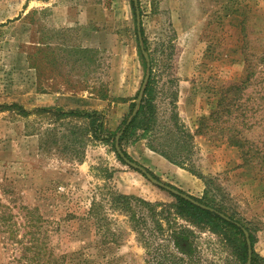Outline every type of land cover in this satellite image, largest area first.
<instances>
[{
    "label": "rangeland",
    "instance_id": "obj_1",
    "mask_svg": "<svg viewBox=\"0 0 264 264\" xmlns=\"http://www.w3.org/2000/svg\"><path fill=\"white\" fill-rule=\"evenodd\" d=\"M137 1L0 0V104L34 110L51 106L53 95H73L57 107L104 112L107 130H115L137 106L149 70L153 129L148 139L138 130L121 149L187 195L209 192L250 229L264 258V170L258 161L239 166L238 150L210 115L221 90L243 75L244 48L264 51V0ZM242 97L248 136L262 148L263 66ZM203 115L209 117L200 127ZM231 117L222 121L230 125ZM85 126L77 118L0 112V264H147L144 244L109 192L177 200L120 160L110 143L89 139ZM150 140L182 164L151 149ZM94 200L102 201L103 227L118 234L116 241L98 243L100 225L87 217ZM165 210L192 232L200 264H240L225 236Z\"/></svg>",
    "mask_w": 264,
    "mask_h": 264
},
{
    "label": "trees",
    "instance_id": "obj_2",
    "mask_svg": "<svg viewBox=\"0 0 264 264\" xmlns=\"http://www.w3.org/2000/svg\"><path fill=\"white\" fill-rule=\"evenodd\" d=\"M133 9L136 10L134 3ZM135 15L137 17L136 13ZM86 52L89 53L92 50L86 49ZM243 54L245 65L243 75L238 83L221 90L218 102L212 108L210 115H215L217 123L220 122L218 128L221 129V132L225 131V141L228 145L238 150L239 157L242 161L239 166H252L253 162L258 161L261 172V170H264V147L260 148L257 146L248 136L247 129L251 127L246 116L248 106L245 101H242V93L252 84L256 69L260 66L264 67V51L258 55L251 49L244 48ZM230 95H233V97L228 99L227 96L230 97ZM99 96L102 99H107L108 93L101 92ZM135 107L136 104L134 103L132 105L131 116L124 118L115 130H107L106 114L97 110H63L57 106L37 107L34 110H29L19 103H5L0 104V112L12 111L25 118L44 114L50 117H56L59 120L66 118L84 120L86 126L85 133L83 134H87L89 139L103 140L110 143L116 151L115 145L118 135H120V146L123 141L132 138L138 130H143L141 137L149 138L148 136L150 135L148 132L153 129V124L156 119L150 84L144 89L138 112L133 116ZM224 114L226 116L234 115V117H231L234 123L228 125L227 120L222 121ZM208 117L206 115L201 117L200 120L202 122H200V127L205 126L204 122ZM129 119L131 120L129 121ZM73 134L75 133L73 132ZM186 136L193 137L190 133L186 134ZM149 147L170 161L176 164H182L180 159L170 154V151L167 149L157 147L152 140L149 141ZM123 152L128 158L132 159L126 150L123 149ZM117 155L123 161L118 153ZM148 171L153 174L150 170ZM109 194L111 202L115 205L116 209L128 216L132 222V231L137 234L138 240L144 244L148 255L147 264H200V255L198 247L192 239V232L179 227L177 223L173 222L166 215V207L168 208L169 215L174 212L177 217L185 218L190 223L198 226L208 227L214 233L225 236L233 244L235 249H237L240 264H247L248 262L249 247L246 235L242 229L243 226L246 227L245 224L241 220L236 219L234 215L228 214L224 207L218 205L209 192H206L203 198L191 197L204 205L216 209V211L202 208L174 194L172 195L176 198L177 202L172 204L153 203L137 195L124 194L118 191H112ZM160 206L163 209L158 211ZM102 207V201L94 200L87 212V217L95 219V223L97 222L100 225V228L95 233L100 238L98 243L108 244L116 241L118 234L112 232L109 227H103L102 223L108 222V216L102 212ZM144 207L147 209H144ZM217 211L228 215L231 220L225 219ZM149 220L153 223L150 224ZM246 229L250 232L252 244L251 264H264V258L255 251L253 233L248 227ZM154 243H157V245H154ZM86 255L88 257L90 256L88 253Z\"/></svg>",
    "mask_w": 264,
    "mask_h": 264
},
{
    "label": "water",
    "instance_id": "obj_3",
    "mask_svg": "<svg viewBox=\"0 0 264 264\" xmlns=\"http://www.w3.org/2000/svg\"><path fill=\"white\" fill-rule=\"evenodd\" d=\"M137 4H138V1L135 0V5L137 7ZM136 14H137V27H138V34H139V38H141L142 36V33H141V26H140V12L138 10V8L136 9ZM148 67H150V64L148 65ZM149 77H150V71L148 70V73H147V76H146V79H145V82L143 84V87L141 89V92H140V95L138 97V101H137V106L133 112V116L138 112V109H139V105L142 101V98H143V94H144V89H145V86L149 80ZM131 119H129L130 121ZM119 138H120V135L117 136V142H116V151L117 153L120 155V157L124 160L125 163H127L129 166L133 167L134 169L136 170H139L141 171L144 175L147 176L148 179H150L153 183H155L157 186L163 188V189H166L168 190L169 192H171L172 194L174 195H178L180 197H183L189 201H191L192 203L202 207V208H205V209H209L211 211H216V209L212 208V207H209L207 205H204L198 201H196L195 199H193L190 195H187L185 194L184 192L174 188V186H170V185H167L163 182H161L160 180H158L157 178H155L153 175H151L146 169H144L142 166H140L139 164H137L136 162L130 160L123 152V150L121 149L120 145H119ZM218 212V211H217ZM219 213V212H218ZM219 215H221L222 217H224L225 219L227 220H231L229 216H227L226 214L224 213H219ZM240 225V224H239ZM241 226V225H240ZM245 235H246V239H247V243H248V247H249V258H248V262L247 264H251V259H252V244H251V239H250V234L248 232L247 229H245L244 227H242Z\"/></svg>",
    "mask_w": 264,
    "mask_h": 264
},
{
    "label": "crops",
    "instance_id": "obj_4",
    "mask_svg": "<svg viewBox=\"0 0 264 264\" xmlns=\"http://www.w3.org/2000/svg\"><path fill=\"white\" fill-rule=\"evenodd\" d=\"M71 96V97H70ZM74 98V99H73ZM76 96L69 95L67 97L66 95H53L52 98L50 99V105L51 106H58L59 104H62L63 102H69L70 100H76Z\"/></svg>",
    "mask_w": 264,
    "mask_h": 264
}]
</instances>
